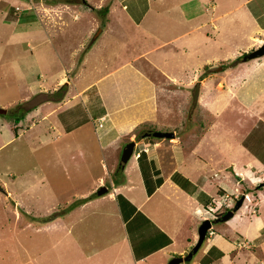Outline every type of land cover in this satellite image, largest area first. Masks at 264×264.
Here are the masks:
<instances>
[{"label":"rangeland","instance_id":"374dc122","mask_svg":"<svg viewBox=\"0 0 264 264\" xmlns=\"http://www.w3.org/2000/svg\"><path fill=\"white\" fill-rule=\"evenodd\" d=\"M155 1L152 0V4ZM171 1L179 7L180 0ZM124 2L129 8H133L137 3L145 6L146 0H120L108 13L112 21L115 15L123 14L121 7ZM109 4L110 0H0V10L5 13H0V108L5 109L3 113L0 111V264H87L82 257L80 243L85 235L87 238L98 235L96 231L91 232L92 223H96L94 218L97 217L95 214L86 216L90 217L87 221L90 222L89 229L80 219L69 228V224L76 220L75 216L80 214L67 210L72 204L81 201L82 195H93L100 186L106 187L104 193L114 191L113 187L124 181V170L120 167L124 162L120 161V156L122 147L130 139H134L136 144L131 157L125 162L126 166L135 169L134 162L138 160V165H143L148 173L146 145L153 147L163 156L166 161L165 169H171L172 147L188 143L193 145L194 138L205 130H211V137H208V133L206 138L198 143L199 148H205L206 145L241 144L264 158V79H259L257 86L251 87L250 91L241 97L237 89L240 85L239 78L246 74V71L251 72L254 65V69L258 67L257 69L262 71L261 74H264V55L247 59L246 64L242 66L244 72H238L236 67L243 54H232L230 50L220 54L223 60H217L213 68L209 64L193 68L201 75V80L208 71L217 69L216 66L222 70L219 66L226 64L224 59L229 58L226 66L231 65V69H225L226 66L223 68L225 77L229 75L228 81L224 83L221 79L223 76L217 77L219 81L215 85V81L211 80L212 87L208 82L203 86L198 77L179 87L169 81L163 72H156L154 69L152 81L155 84L154 98L159 125L155 129L152 125V128L174 131L175 135L172 137H158L152 134L143 136L146 129L142 127L144 123H139L122 136L124 142L117 146L116 150V145H107L108 150H103V145L98 142L99 134L93 126L94 119L87 118L89 108L81 104L73 106L75 109L72 107V112H75L72 116L76 121L80 114L81 122L71 121L70 125L67 119L69 113L66 111L68 104L71 105L70 96L66 93L69 87L67 81L70 80L68 77L74 75L77 69L79 72L82 57L93 35L105 24V8ZM173 9L169 13L177 16L179 9ZM152 12L153 8L149 13ZM168 22L172 26L176 23L173 19H168ZM128 26L129 29L114 26L116 35L125 39L126 36H131V31L136 33L138 29L143 28L134 29L130 24H127ZM87 29H90L88 34ZM83 32L85 37L80 38ZM54 44L57 45L58 53L53 49ZM257 46L258 44H255L244 52L247 53ZM91 50L92 56L86 60L83 74L75 80L78 86L100 77L108 69L109 61L104 63L96 60L101 56L99 46L96 44ZM104 51H107V47ZM58 54L63 58L72 54V63L61 69ZM122 56L129 54L123 53ZM174 60H177V57ZM174 60L170 62L171 69L176 73L181 72ZM124 78L129 80L132 77ZM71 90L75 92L76 88L72 87ZM208 94L214 96L209 97ZM237 96L243 100L238 102ZM92 97L90 96V99ZM228 97L232 100L225 102ZM116 104L119 105L118 102ZM212 107L218 109L214 110ZM98 119L96 126H101L102 118ZM209 125L214 128L210 129ZM15 126L18 130L17 136L12 131ZM217 137L218 142L215 140ZM213 150L219 149L214 147ZM103 151L107 152L106 167ZM138 151L141 156H137ZM218 152L217 161L214 160L217 162L215 165L224 163L221 160L222 150ZM228 155L234 159L235 164L232 163V166L228 167L220 165L221 169L226 170L224 178L221 179H230L233 184L236 183L237 188H232L230 201L221 202L216 213L223 214L225 207H233L240 195H246L229 220L213 222L212 230L221 235L222 228L228 229L229 226L236 225L239 234L243 235L245 228H248L249 215L255 213L252 211L257 205L256 202L259 212L264 216V198H261L260 202L255 198L256 195H261L258 190L262 189L264 195V168L257 170L251 166L252 172L249 176L247 165H244L245 168L241 166V163L246 162L245 155L239 149ZM130 169L127 170L131 171ZM116 174L118 183L115 180ZM151 179L153 178L150 177ZM181 182L184 186L189 184L184 178ZM244 189L248 192H244ZM211 196L209 195L210 198ZM210 202L217 203L218 200L211 199ZM204 203L203 201L202 205H205ZM172 208L175 209L174 206ZM205 213L211 217L206 211ZM179 218L182 219L183 216ZM201 221V217L193 220L196 233ZM253 229L255 227L252 226L251 230ZM102 230L106 232L105 229ZM179 234L177 243L182 240V233ZM207 236H210V233L191 259L182 260L177 264H192L194 258L201 256ZM196 240L197 238L195 242ZM238 241L240 245L232 255H236L239 250L241 254L256 255L252 260L242 255V259L238 260L240 264H264V228L254 232L250 240L241 237L231 240L230 243L236 245ZM228 246L227 243L223 246L226 253ZM191 248L192 246L188 250ZM211 252L212 250L208 253ZM224 263L233 264L227 261Z\"/></svg>","mask_w":264,"mask_h":264},{"label":"crops","instance_id":"0c3cea01","mask_svg":"<svg viewBox=\"0 0 264 264\" xmlns=\"http://www.w3.org/2000/svg\"><path fill=\"white\" fill-rule=\"evenodd\" d=\"M119 1L110 0V7H107L104 18L105 24H102L93 35L82 57L79 72L77 69V72L69 76L70 80L67 81L69 87L66 93L70 96L71 105L68 104L66 111L69 113L67 119L70 125L71 121L78 123L81 122L79 118H82L79 114L75 121V117L72 116V113L75 114L72 112L75 109L73 106L81 104L89 108L87 118L88 120L94 119L92 120L93 126L99 134L96 135L100 145H103V150H108L107 145H116L114 147L116 150V147L124 142L122 136L139 123H144L142 127L146 129L145 131L153 130L152 125L155 126L154 129L159 125L157 121L159 115L156 112V99L154 98L155 84L152 81L155 74L154 69L156 72H163L169 81L179 87L192 82L195 77H198V81L202 82L203 86L211 84V80L215 81V85L219 81L217 77L220 76H223L221 79L226 83L229 75L225 77V69H231V65L226 66L225 69L219 66L222 70L216 66L217 69L208 71L201 80L199 78L201 75L193 68L208 64L213 68L217 60H223L220 58L223 52L230 50V53L236 55L243 53L253 45H259L264 37V0H180L179 7L173 5L171 0H156L154 4L152 0H146L145 6L137 3L133 8H129L124 2L121 7L123 14L115 15L112 21L108 13ZM151 8H153L152 14L149 13ZM173 8L179 9L177 16L169 13L174 10ZM0 13L5 14L2 10ZM168 19H173L176 22L175 26L170 25ZM127 24L134 29L143 28L138 29L136 33L131 31V36H126L125 39L119 38L114 26L129 29ZM89 31L90 29H87L86 34ZM81 37H85L84 32ZM96 44L101 52V56L96 60L97 62L104 61V63L109 61L108 69L100 77L78 86L75 80L83 74V66L92 56L91 49ZM56 46L54 44L53 49L55 53H58ZM105 47L107 51H104ZM123 53L129 56H122ZM58 57L61 69L72 63V54H67L65 58L58 54ZM176 57L177 60H174ZM173 60L181 72L176 73L171 69L170 62ZM224 60L227 62L229 58ZM245 62L246 60H239L236 66L238 72H244L242 66L246 64ZM254 67L251 72L246 71L247 75L242 74L243 76L239 78L240 85L237 89H239L240 97L247 91L249 92L251 87L255 88L259 79H264L262 71ZM124 76L132 78L125 80ZM127 83L129 84L126 85ZM72 87L76 88L75 92H72ZM201 92L204 93V90L201 89ZM90 96L93 97L90 99ZM208 96H214V94H208ZM208 96L206 95V98ZM240 97L237 96L238 102L243 100ZM230 100H232L231 97H228L225 102ZM117 102L119 105L116 104ZM212 109L216 110L218 107H212ZM99 117L102 118L101 126H96ZM57 119H59L58 116ZM208 127L214 128L213 125ZM210 132L211 130H205L204 133L194 138L193 145H189L190 143L178 145V147L170 145L172 147L171 169L168 167L165 169L166 161L162 158L163 156H160L153 147L146 145V163L149 176L153 178L151 179L153 190L150 193L144 184L141 166L138 165L137 160L134 162L135 169L134 167L130 169L126 166L127 163L121 165L125 174L124 181L120 183L116 174L115 180L119 182V185L112 186L114 191L107 193L95 191L93 195L89 194L87 197L82 195L81 201L72 204L67 211L78 212L80 215L75 216L76 220L69 224V228L80 219L89 229L90 222L87 221L90 217L86 216L95 214L97 217L94 218L96 223H92L91 232L96 231L98 235L87 238L85 234L88 230H86L84 240L80 243L82 257L87 264H163L171 257L184 255L189 251L188 249L198 237V233L193 228L194 218L198 220L206 216L204 206L212 203L211 199L229 202L232 188L233 190L237 188L236 183L233 184L230 179H221L224 178L226 170L221 169L220 165L228 167L232 166V163L235 164L234 159L228 154L239 149L245 155L246 162L241 163V166L247 165L249 176L252 172L251 166L257 170L264 168V158L255 154L246 145H206L207 148H199L198 143L203 141ZM208 137H211V133ZM215 140L218 142V137ZM221 141L224 143L223 140ZM224 141L227 142V140ZM214 147L219 150H213ZM220 149L223 152L221 160L224 163L215 165L217 162L214 160L217 161ZM206 150L209 152L207 153ZM106 153L103 151L104 157L102 156L105 167ZM157 177H161L160 183L156 182ZM183 178L188 180V186L182 184ZM258 191L261 195H256L255 198H258L260 202L264 195L262 189ZM209 195H212V198ZM248 195L250 198V191ZM203 201L205 205H202ZM256 204L258 205L257 202ZM257 205L253 211L251 210L256 215H249L248 228H245L243 235L239 234L236 225L229 226L228 229L219 225L223 229L221 231L223 234L220 235L213 230L210 236H207L208 239L201 250V256L193 257L192 264H225V261L240 264L238 260L243 256L249 260L255 258L254 254H241V250H237L236 255H232L239 247L240 241L236 245L230 242L235 238L241 239V237L250 240L254 232L264 228V216L259 212ZM173 206L175 209L172 208ZM180 216L183 218L180 219ZM252 226L255 227L253 231ZM179 233H182V240L177 243ZM226 243L229 244L227 253L223 247ZM210 250L212 252L208 253Z\"/></svg>","mask_w":264,"mask_h":264},{"label":"water","instance_id":"95a60500","mask_svg":"<svg viewBox=\"0 0 264 264\" xmlns=\"http://www.w3.org/2000/svg\"><path fill=\"white\" fill-rule=\"evenodd\" d=\"M264 54V40L262 43H260L257 47L251 49L247 53L243 54L242 60H247V59H252L255 57H259ZM4 108H0V111L3 113ZM154 135L158 137H172L174 136V131L171 130H152V131H145L143 133V136H148V135ZM136 141L134 139H130L127 141L121 151V156H120V161L121 162H126L132 155L134 148H135ZM106 191V187L100 186V188L97 189V193H103ZM245 198V194L243 193L239 199L236 200L235 204L233 207L228 208L225 213H223L222 216H217L213 218L205 217L202 219V221L198 225L197 233L198 237L196 242L192 245V248L184 255H175L171 257L166 263L163 264H177L178 262L189 259L193 253H195L200 245L202 244L206 232L209 227L212 226L213 222L219 221V220H227L230 216L233 215L234 211L240 207L242 204L243 199Z\"/></svg>","mask_w":264,"mask_h":264},{"label":"trees","instance_id":"16d2710c","mask_svg":"<svg viewBox=\"0 0 264 264\" xmlns=\"http://www.w3.org/2000/svg\"><path fill=\"white\" fill-rule=\"evenodd\" d=\"M107 10V7L105 8V11ZM245 52H243L242 54H244ZM239 56H241V55H239ZM243 56V55H242ZM239 58L240 57H238L237 58V60H239ZM222 63V62H221ZM227 63L228 62H226V64H223L222 63V67H225L226 65H227ZM208 66V65H207ZM12 131H13V133H14V135L15 136H17L18 135V130H17V127L15 126L14 128H12ZM139 156H141V154H139ZM261 158H263V157H261ZM144 164V163H143ZM145 165V164H144ZM141 166V165H140ZM143 166V165H142ZM141 166V167H142ZM121 167V166H120ZM144 169V170H143ZM146 172V173H145ZM148 173V171H147V169L143 166V168H142V174H143V176H144V182H145V184H146V188H147V191H148V193H150L152 190H153V186H152V183H151V180H150V176H149V173ZM161 177H157L156 178V182L157 183H160L161 182ZM248 192V190H246V189H244V192ZM241 196V195H240ZM83 199V198H82ZM228 209V207H225V210L223 211V213H225V211ZM214 215H213V217H217V216H222L223 214H219V213H216V212H214L213 213ZM45 219V218H44ZM207 235H208V231H207V233H206ZM206 238V237H205Z\"/></svg>","mask_w":264,"mask_h":264},{"label":"built area","instance_id":"2783aa9c","mask_svg":"<svg viewBox=\"0 0 264 264\" xmlns=\"http://www.w3.org/2000/svg\"><path fill=\"white\" fill-rule=\"evenodd\" d=\"M221 202L222 203H226L225 200L218 201L217 203H215V202L214 203L213 202L212 203H208V205L205 207V211L208 213V215L213 216L214 215L213 213L216 212L217 206H219L221 204ZM208 232L212 233L213 232L212 228H209Z\"/></svg>","mask_w":264,"mask_h":264},{"label":"clouds","instance_id":"9594fccd","mask_svg":"<svg viewBox=\"0 0 264 264\" xmlns=\"http://www.w3.org/2000/svg\"><path fill=\"white\" fill-rule=\"evenodd\" d=\"M138 155H139V151L137 152V156H138ZM204 209H205V208H204ZM205 217H209V218H211V217H212V218H213V216H211V217H210V216H207V215H206ZM205 217H204V218H205ZM209 228H212V226H211V227H209ZM209 228H208V230H207V231H209ZM206 233H207V232H206ZM208 234H209V232H208ZM206 235H207V234H206ZM205 237H206V236H205ZM204 239H205V238H204ZM203 241H204V240H203Z\"/></svg>","mask_w":264,"mask_h":264},{"label":"flooded vegetation","instance_id":"af4514ba","mask_svg":"<svg viewBox=\"0 0 264 264\" xmlns=\"http://www.w3.org/2000/svg\"><path fill=\"white\" fill-rule=\"evenodd\" d=\"M151 135V134H150ZM123 148V147H122Z\"/></svg>","mask_w":264,"mask_h":264},{"label":"bare ground","instance_id":"6f19581e","mask_svg":"<svg viewBox=\"0 0 264 264\" xmlns=\"http://www.w3.org/2000/svg\"><path fill=\"white\" fill-rule=\"evenodd\" d=\"M256 58V57H255Z\"/></svg>","mask_w":264,"mask_h":264}]
</instances>
